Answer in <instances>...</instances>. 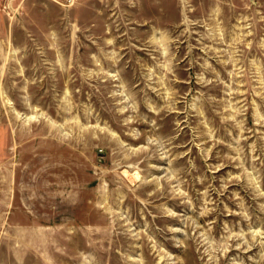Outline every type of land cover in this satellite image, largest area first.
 <instances>
[{
    "label": "rangeland",
    "instance_id": "1",
    "mask_svg": "<svg viewBox=\"0 0 264 264\" xmlns=\"http://www.w3.org/2000/svg\"><path fill=\"white\" fill-rule=\"evenodd\" d=\"M0 264H264V0H0Z\"/></svg>",
    "mask_w": 264,
    "mask_h": 264
},
{
    "label": "built area",
    "instance_id": "2",
    "mask_svg": "<svg viewBox=\"0 0 264 264\" xmlns=\"http://www.w3.org/2000/svg\"><path fill=\"white\" fill-rule=\"evenodd\" d=\"M76 0H61L62 3L64 4H73Z\"/></svg>",
    "mask_w": 264,
    "mask_h": 264
}]
</instances>
